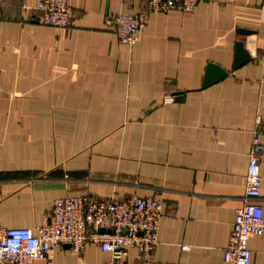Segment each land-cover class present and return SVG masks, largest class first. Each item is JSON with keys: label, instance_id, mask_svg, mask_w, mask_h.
Returning a JSON list of instances; mask_svg holds the SVG:
<instances>
[{"label": "crops", "instance_id": "obj_1", "mask_svg": "<svg viewBox=\"0 0 264 264\" xmlns=\"http://www.w3.org/2000/svg\"><path fill=\"white\" fill-rule=\"evenodd\" d=\"M36 1L0 2V224L35 231L65 195H152L163 204L158 242L150 256L127 247L125 264H232L224 248L264 125V0L149 14L132 45L111 18L146 0H67V29L42 24ZM238 48L249 59L234 68ZM209 62L227 75L202 88ZM248 247L250 264H264V234ZM110 257L62 244L37 264Z\"/></svg>", "mask_w": 264, "mask_h": 264}, {"label": "built area", "instance_id": "obj_2", "mask_svg": "<svg viewBox=\"0 0 264 264\" xmlns=\"http://www.w3.org/2000/svg\"><path fill=\"white\" fill-rule=\"evenodd\" d=\"M203 1L206 0H146L143 10L118 13L111 18V23L119 41L132 45L139 39L149 14L174 9L190 12ZM34 8L44 25L61 29L72 25L74 12L67 0H37ZM257 124L260 126V121ZM261 163H264V125L253 131L244 201L235 212L229 241L224 248V259L232 264H250L248 240L252 235L264 234V211L258 203ZM162 210L159 198L137 193L121 198L56 197L35 231L29 227L0 224V264L45 262L50 250L62 244H71L75 252H80L86 244H97L102 251L110 253L107 264H125L127 247L131 246L150 256L158 242ZM100 228L105 231L100 232Z\"/></svg>", "mask_w": 264, "mask_h": 264}, {"label": "water", "instance_id": "obj_3", "mask_svg": "<svg viewBox=\"0 0 264 264\" xmlns=\"http://www.w3.org/2000/svg\"><path fill=\"white\" fill-rule=\"evenodd\" d=\"M248 59H249L248 52L246 50L238 48L236 50V53H235L233 67L236 68V67L240 66L241 64H243ZM226 75H227L226 70H224L222 67H220L219 65H217L215 63L209 62L207 64V68H206V71L204 74V78H203L201 87L204 88L208 85H211V84L223 79ZM182 95H183L182 91H177V92L172 93V96L174 97V99L176 101L181 100ZM99 231L104 232L105 229L100 228ZM107 231H109V230H107ZM64 245L67 248H71V244H64Z\"/></svg>", "mask_w": 264, "mask_h": 264}]
</instances>
